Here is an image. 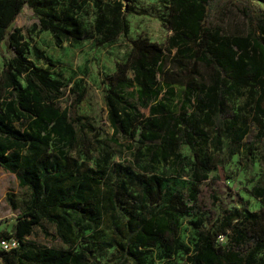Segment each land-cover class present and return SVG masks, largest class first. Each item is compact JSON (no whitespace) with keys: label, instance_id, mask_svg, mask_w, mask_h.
Returning a JSON list of instances; mask_svg holds the SVG:
<instances>
[{"label":"trees","instance_id":"obj_1","mask_svg":"<svg viewBox=\"0 0 264 264\" xmlns=\"http://www.w3.org/2000/svg\"><path fill=\"white\" fill-rule=\"evenodd\" d=\"M224 1L165 0L162 22L172 30L166 44L144 36L130 39L125 58L115 61L101 79L112 132L137 135V141L147 145L150 160L170 159L174 164L172 170L149 173L110 161L107 152L97 167L85 166L70 154L78 138L68 109L42 92L59 93L61 83L46 67L26 59L28 43L22 41L20 27L12 25L26 3L38 15L39 28L50 31L55 42H79L88 35L77 17L85 0H0V43L5 38L12 50L1 60L0 166L28 188L13 232L0 228V240L14 236L21 241L43 218L69 246L37 245L24 256L32 264H85V252L93 246L75 249L73 238L93 230L103 207L110 206L122 223L105 244L131 264H153L141 248L155 245L166 254L185 252L188 264H264V12L256 11L250 0H237L250 28L226 34L211 21ZM107 2L92 0L102 37L126 35L124 14L130 0ZM30 49L41 56L35 45ZM201 65L208 67L207 77L199 72ZM246 85L258 89L251 122L230 102ZM133 88L146 113L130 100ZM83 94L78 92L75 100ZM14 119L25 122L15 126ZM52 139L59 144L51 145ZM225 142L229 154L241 147L245 156L258 152L263 167L249 192L260 205L250 209L244 202L222 209L203 226L205 217L196 203L199 183L223 162L218 152ZM181 144L191 148V157L180 154ZM189 213L197 228L191 249L179 237L180 218ZM220 235L226 239L221 241ZM17 256L16 247H0L4 264H15Z\"/></svg>","mask_w":264,"mask_h":264},{"label":"rangeland","instance_id":"obj_2","mask_svg":"<svg viewBox=\"0 0 264 264\" xmlns=\"http://www.w3.org/2000/svg\"><path fill=\"white\" fill-rule=\"evenodd\" d=\"M250 1L256 11L264 12L263 0ZM102 3L108 4L107 0H102ZM129 3L130 9L124 14L128 24L127 33L126 35L118 33L111 39L102 37L103 29L98 26L96 20L99 11L92 0H85L81 10L77 13L82 29L88 32V35L79 42L65 40L55 42L50 31L39 28L38 15L26 3L16 14L12 25L20 27L22 41L28 43L25 52L26 59L33 64L46 67L50 75L61 83L59 93L46 89L42 92L55 104L66 106L68 109L69 118L73 122L78 138V142L69 151L70 154L77 161L83 162L85 166L97 167V161L102 159L104 153L107 152L110 161L128 165L134 171L146 170L149 173H160L172 170L174 165L172 161L170 159L167 161L150 160L147 145L140 144L136 139L137 135L114 134L107 119L103 101L101 79L113 70L115 61L125 58L130 39L144 36L164 46L167 36L172 33V30L162 22V17L167 12L165 0H130ZM211 21L226 34L244 33L250 28L237 0L222 2L221 6L214 9ZM0 44L2 49L0 53L1 70L2 56H10L12 50L7 48L5 38ZM31 45L38 48L41 56H37L30 49ZM173 52L174 48H171L169 54ZM199 72L207 77L209 69L201 65ZM129 75H131L130 72ZM156 78L160 80L158 73ZM81 90L84 94L76 101V95ZM162 91L160 95L164 93ZM257 94L258 89L251 85L240 87L230 97L232 109L242 116L245 115L251 122L253 99ZM179 96L176 95V97ZM130 100L140 111L146 113V107L138 101L137 89L133 88ZM24 122L25 120H13L15 126H20ZM226 141L228 143V140ZM50 144L56 146L59 143L52 139ZM208 145L211 147V142ZM262 149L264 153V145ZM178 150L184 157L192 155L191 148L186 144H181ZM218 155L223 158V162L210 170L208 177L199 183L196 203L205 217L203 226L208 225V219H212L222 209L238 208L244 202L250 209H257L260 205L258 198L249 192L263 167V164L258 162V152L255 150L254 154L245 156L244 149L241 147L238 151L229 154L225 142ZM104 179L106 180L107 177ZM100 188L104 191L105 185H100ZM27 197L28 188L19 186L14 173L0 166V228L10 233L13 232L15 217L23 208ZM194 219L195 216L190 213L180 218L179 237L189 249H191L197 229L191 222ZM121 223L122 220L114 213L113 208L105 206L102 217L93 230L87 229L74 236L75 249L86 243H91L93 246V249L85 252V264H131L128 260L120 259L114 247L105 244L106 240L117 235L116 228ZM10 237L13 239L12 242L9 238L11 247L18 249V256L14 259L15 264H32L33 260L26 258L24 253L34 249L37 245L69 246V243L56 235L54 225L43 218L33 225L31 232L24 235L21 241L14 236ZM218 238L221 241L226 239L223 235ZM141 249H144L146 261L149 263L188 264L185 260V252L181 250L175 254H166L159 245ZM20 259L23 261L21 262ZM0 264H4L1 259Z\"/></svg>","mask_w":264,"mask_h":264},{"label":"built area","instance_id":"obj_3","mask_svg":"<svg viewBox=\"0 0 264 264\" xmlns=\"http://www.w3.org/2000/svg\"><path fill=\"white\" fill-rule=\"evenodd\" d=\"M11 240H12V242H13V239H12V237H9ZM9 238H4V239H1L0 240V247L1 248H3V249H8V248H10L11 247V244H10V242H9Z\"/></svg>","mask_w":264,"mask_h":264}]
</instances>
